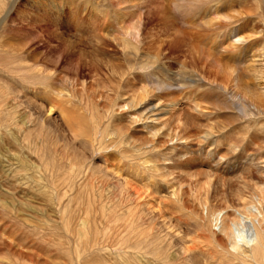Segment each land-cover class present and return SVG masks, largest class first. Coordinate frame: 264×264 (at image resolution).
<instances>
[{
	"label": "rangeland",
	"instance_id": "obj_1",
	"mask_svg": "<svg viewBox=\"0 0 264 264\" xmlns=\"http://www.w3.org/2000/svg\"><path fill=\"white\" fill-rule=\"evenodd\" d=\"M4 2L5 7L2 12L9 11L4 22L0 21V91H3L0 95V264H23V261L16 260L17 252L15 250L8 252L6 249L5 246L10 243L17 244L16 248L22 251L29 250L40 254L43 263L51 264H169L156 260L145 251V249L151 248L149 245L151 239L164 245L168 261L170 257L177 258L179 256L177 254L179 241L170 238L168 231L163 229L161 221L157 220L159 211L156 209H154L155 211L152 209L155 215H151L156 220L154 227L150 225L146 215L141 221L144 225L140 226L139 230H149L150 234L152 233L149 235L151 239L148 238L146 241L147 246L144 247V251L136 253L130 249L118 248L120 242L117 241L124 235V232L120 227L122 222L117 217L98 220L97 229L106 230L107 235L99 236L101 244L98 248L100 250L96 248L97 246L95 248L89 246L90 250L84 251V245L78 239V227L85 221L83 215L81 214L82 219L79 217L72 219L67 213L69 210L74 211L78 204H80V208L84 204L86 206L85 193L90 188V191L89 189L87 191L91 193L92 200L95 198L93 201L98 206L104 205L106 209L115 207L120 213L118 215L121 216V213L127 208L128 201L123 199L124 196L115 189L117 181L113 175L132 182L142 191L148 193L151 196L149 204L154 205L153 207L158 206L156 203L161 200L160 203H164L162 204L164 205V216L168 217L172 223L174 222L173 224L182 227L183 232L191 234L197 243L203 242L202 240L197 241V238L194 237L197 234L200 235L201 232H198V227L195 224L196 218L193 214L190 213L192 215L190 216L189 211L181 210L164 197L165 192L160 187L166 184L164 179H160L159 176L151 178L150 181L155 182L153 186L149 189L143 188L148 184L143 178L148 177L147 179H149V175L138 167L136 168L138 155L135 151L140 148V143L143 142L145 136L140 127L132 131L124 129L128 120L127 110L121 107L122 102L117 99L116 93L109 91L113 90L118 82L117 79L104 69L101 75L93 78V74H90L86 69L80 74L78 81L77 78L75 81L67 69L77 65L83 66V64L86 67L92 66L96 61H106L114 66L125 65L119 51H111V47H107L105 49L110 53H103L101 45L103 36L99 29L100 25L92 23L89 18L90 14L122 15L123 17H116L113 20L114 23H111L112 28L118 30L119 26L130 24V16L133 13H144L146 9L157 6L162 7L167 15V22L163 21V23H167L168 27L175 30L180 29L189 45L200 48V50L210 53L215 60L245 73L246 67L249 65L248 61L258 53L259 48L264 47V0H5ZM2 12L0 20L4 15ZM216 13L219 16H230L231 18L224 19L225 21L217 20L216 27L218 29L213 31L207 28L204 23L208 19L217 18ZM156 24L157 22L152 26ZM158 25L160 24L158 23ZM149 28L150 30H147L146 33L152 36L156 35V28L151 26ZM229 30L252 35V44L250 43V47L246 49V56L244 53H231L228 48L229 41L224 37V33ZM217 31H221L218 34L219 39L214 37ZM220 37L224 38L221 40ZM159 40V38L152 39L151 41L157 43H154L152 49L141 52V59L138 60L143 61L146 54L155 56L154 52L158 50L156 47L160 45ZM61 52L66 53L67 57L62 59L63 62L58 66L53 65L51 60L48 62L41 59L40 56L34 57L37 54L48 55L51 56V59L53 58L52 60L57 61L56 55ZM168 57V59L161 60L158 67L165 70L167 77L174 79L177 84L162 93L153 92L154 99L161 103L162 100L171 98L182 100L180 103H189L187 101L193 99L201 103L206 115H195L191 118L192 131L190 135H202L209 125L215 127L216 130L219 129L217 133L222 132L220 137L216 138L220 146L219 154L233 157L232 162L230 161L228 165L226 163L225 168L214 170L211 160L207 161L198 157L196 148L189 145L188 151L192 154L189 155L190 159L187 157L186 159H177L175 163L177 169L171 173L175 175L182 169L190 172L206 169L210 172L213 171L212 174L222 179L232 180L233 187H238L239 185L234 179L249 176L245 173L246 171L244 172V169L249 168L250 162L257 158L264 160V129L259 130L264 125V113L256 111L254 113L250 110L251 116L244 117L239 114L237 108L234 109L231 99L217 88H197V84L187 87V83H183V81L190 75H198L207 79L206 75L195 69L190 63L189 56H183L181 52ZM35 63H38L40 68H46L48 73H53L54 77L49 80L33 79L31 81L26 70L27 67L35 65ZM247 73L249 72H246L245 75ZM144 77L146 76L137 73L136 87L145 81ZM154 78L161 79L159 73H156ZM243 80L250 86L255 83L252 76H247ZM82 81H86V85H93L97 90V96L95 93L88 92L91 96L95 95L93 102L96 108L91 113L84 107L86 100L84 102L82 98H88L82 92ZM62 87L67 88L71 94H68L70 97L68 95L55 97L54 91L60 90ZM74 90L80 92L79 95H76ZM189 92L191 95L187 94L186 96L190 99L184 102L185 99L182 98L185 93ZM55 99L70 111L69 121L73 122V126L76 121L83 120L85 123V129H83L89 132L91 137H96L93 134L98 135L92 143L91 137L72 135L57 113L48 116L45 109L42 111L33 105L34 103L41 104L47 108L46 100ZM79 99L82 102H79ZM235 104L237 103L235 102ZM109 108L110 110H108ZM91 114L103 117L104 120L102 119L98 124L99 127L91 126L89 117ZM122 136V141H126L129 145L122 144L120 140ZM230 144L236 145V152L232 151L231 153L228 148ZM231 145L230 147H232ZM133 146L136 148H132ZM49 151L60 164L61 168L58 172L51 173L44 169V162L50 155ZM66 152L68 155L74 156L78 161L77 165L81 166V172H77L76 176L71 175L72 170L67 165V157L63 155ZM212 161L214 162V159ZM167 162L170 163V161ZM170 166L172 165L170 164ZM117 171H121L120 174L116 173ZM168 185L171 187L170 184ZM225 188L220 187L219 195L221 198L230 199L232 194L230 195L229 190ZM61 197L63 203L60 201ZM75 198H77L76 203H68L70 202L68 199L72 201ZM69 204L67 211L66 206ZM62 208H66L67 212L63 215V219L59 212ZM143 208L144 205L141 206V209L145 212ZM84 225L87 227V224L84 223ZM64 227L67 228L64 230ZM243 231L244 228H241L234 232L237 234ZM171 244L174 246L173 248ZM92 250H95V253ZM192 254L196 257L197 264H224L219 263L217 259V256L221 255L219 253L216 259H212L213 257L209 256V253H205L204 249H196Z\"/></svg>",
	"mask_w": 264,
	"mask_h": 264
},
{
	"label": "bare ground",
	"instance_id": "obj_2",
	"mask_svg": "<svg viewBox=\"0 0 264 264\" xmlns=\"http://www.w3.org/2000/svg\"><path fill=\"white\" fill-rule=\"evenodd\" d=\"M4 1L5 0H0V13L4 10ZM8 11L6 10L5 12H2L4 13V15L0 21L4 22ZM129 14L131 15V12ZM120 16L123 17L120 14L104 16L103 14L95 13L90 14L89 18L91 19L92 23L95 22L93 24L99 23L100 25L99 29L101 30L103 36L101 37V39L103 40L101 44L103 47V53H110L109 50L105 49L107 47H111V51H119L121 53V57L125 61V65L114 66L108 64L106 61H94L95 63L92 66L86 67V65L83 64V66L77 65L68 68L67 70L72 74L75 81L76 78L78 81V77L80 78V74L86 69L90 74H93V78L94 76L101 75L102 70L104 69L109 75L117 79V84H115L113 90L110 89L109 91H113L116 93L117 99L121 100L122 102L121 107L124 110H127L126 112L128 114V120L127 126L124 129L132 131L137 127H140L142 133H144L145 136L143 142L140 143V148H138L137 151L134 150L138 155V163H136V168L138 167L144 173L149 175V179H147L148 177L143 178V180H145L148 184H144L145 186L142 187L146 189L152 187L155 182H151L150 180L151 178L153 179L156 176H159L160 179H164L167 185L162 184L163 186H160L161 189L165 192V194H163L164 197L169 201V203L171 201L179 208H181V210L186 209L187 211H189V214H193V216L196 218V222H194L198 227V232H201L200 235L197 234L194 237L197 238V241L202 240L203 242L197 243L195 239L191 237V234L183 232L182 227H178L177 225L173 224L174 222L172 223L168 217L164 216V205H162L164 203L161 204L160 199L159 203H156L158 204V206L153 207L154 205L149 204V198H151V196L148 193L142 191L140 188H138V186L132 184V182L122 179L117 175H113L117 181V184H115V189L119 191L120 195L124 196L123 199L128 201L126 204L127 208H125V211L123 210L124 212L121 213V216L118 215L120 213L117 212L115 207H109L108 209H106L104 205L98 206L95 201H93L95 198L92 200V195L89 192L90 188L87 187L89 191H87V189L85 193L86 206L84 204L80 208V204H78L74 211H70V204L67 205L66 208L67 211L69 210L68 213L66 212V208H62L61 211H59L61 213V219L64 218L63 215H65V212L69 216H71L72 219H77L78 217L82 219L81 214L83 215V219L85 221L83 220V224H80L78 227V239L80 243L84 245L83 248L85 251L86 249L90 250L89 246H92L94 248L97 246L96 248H98L101 244L99 236L101 234L105 236L107 235L106 230L101 231L97 229L98 225L96 224L98 220L104 218L110 219L113 217L115 219V217H117V219L122 222L120 227L123 228L124 232V235L121 236L117 241L118 243L120 242L118 248L130 249L136 253H139L141 251H144V247L147 246L146 241L148 240L149 235L152 234H150L149 230H139L140 226L144 225V223L141 222L142 218L144 217V215L148 216L150 225L154 227L156 225V220L153 219V216L151 215H155L152 212V209H156L159 211L158 215L156 214L158 217L157 220L161 221L162 226L164 227L163 229L168 231L170 238H174L179 241V248L177 251V254L179 256L177 258L170 257L168 261V256H165L166 249L164 248V245H162V243L159 241L149 238L151 239V241L149 242L151 248L147 247L148 249H145V251L148 252V254H151L152 257H154L156 260L169 264H197L196 257L192 253L196 249H204L205 253H209V256L213 257H211L212 259H216L218 253L221 254L220 257L217 256L219 263L264 264V160H261V158L252 160L249 164V168L244 169V172L246 171L245 173H247V175L249 176L237 177L236 179H234L236 184L239 185L236 188L231 184L232 180L222 179L219 176L212 174V170V172L206 169L197 172H194L196 170L190 172L182 169L174 175L173 173H171V171L177 169V165L175 164L176 160L181 158L186 159V157L190 159L189 155L192 154L190 151H188L189 145L196 148V155L198 157L207 161L208 159H210L211 163H213L214 170L218 168H225L226 163L228 165L233 157H229V155L227 154H219L218 150L220 146L217 139L218 137H220V134L222 132L217 133L219 131L218 128V130H216L215 127H211L209 125L207 129L203 131L202 135H190L192 131L191 118H193L195 115H206L203 112L201 103H198L194 99L189 100L190 98L186 96L187 94L191 95L190 92L185 93L182 98L183 100L185 99L184 102L189 100L187 101L189 103H180V101L182 100L178 101L175 98H171L170 100H162L161 103L157 99H154L155 94H152L153 92L159 94L160 92L162 93L164 91L170 90L175 84H177L174 79L167 77V75L165 74V70L159 68L158 64L161 60L168 59L169 55H174L181 52L183 56H189L191 65L195 69L200 70L207 77L206 79L202 76L190 75L189 78L185 79L184 81L182 80L183 83H187V87L191 84H197V88L209 89L215 87L231 99L234 105V109L237 108L240 115H243L244 117H250L252 114L250 110L254 111V113L256 111L263 114L264 47H261V49L259 48L257 54H252L253 56L251 57V60L248 61L249 65L246 67V72L249 73H247L248 75H245L246 72L243 73L237 71L234 68H230L220 61L215 60V58H213L210 53L204 50H200V48L198 49L194 46L189 45L187 39L184 36V33H182L180 29L177 28L178 30H175L172 27H168L167 23H163V21L167 22V15L162 7L155 6L152 9H146L144 13H133L130 16V24L119 26L118 30H114L111 23L113 22V20H115L116 17L119 18ZM215 16H217V18L208 19V21L204 23L207 28H210L213 31H216L218 29V27H216L217 20H224L230 17L219 16L217 13L215 14ZM156 22L157 24L152 26ZM158 23L160 25H158ZM150 26L156 28V35L153 34L152 36L149 33H146L147 30H150ZM231 31L232 30H229L228 32L226 31V33H224V37H226L227 41H229L228 48L231 50V53L239 52V54L244 53V55L246 56V49L250 47V43L252 42V35H244V33L241 32L235 33L234 31ZM220 32L221 31H217L216 35L214 34V37H217V39H219L218 34ZM224 37H220V39L222 40V38ZM158 38L160 39L158 41L160 45L158 47L155 46L156 49H158L154 52L155 56L146 54L144 56V60L139 61L138 59H141V52L152 49L151 47L157 40H151H155ZM149 39L150 41H148ZM29 54L31 55V57H33L32 53L29 52ZM66 55L67 54L64 52L56 55L58 57L57 61L52 60L53 58L51 59V56L49 57L48 55L42 56L41 54H37L34 57L40 56L41 59H45L48 62H50L49 60H51L53 65L58 66L63 62L62 59L67 57ZM162 56L164 57L162 58ZM37 64L35 63V65L27 67L26 73H28L27 75L31 79V81L33 79L49 80L54 77L53 73H48L49 71L46 68H40ZM137 73L143 74L144 76H146L144 77L146 79L143 83H140V85L136 87L135 82L137 80L135 77ZM156 73H159V77L161 78L160 80L154 78ZM247 76H252V78H254L255 83L253 84V86L248 85L243 80ZM81 86L84 96L88 98L85 99L84 97H81L84 102L86 100L84 107L91 113V111L95 110L96 108L93 101H95L94 96L96 95L97 90L94 89L93 85H86V81H82ZM182 90H179V92H182ZM2 92L3 91H0V95ZM73 92L76 93V95L80 93L77 90H74ZM88 92L95 93V95L91 96ZM54 93L55 97H65L68 94L71 95L65 87H62L60 90L54 91ZM234 101L237 104H241L237 105ZM79 102H82V100L80 101L79 99ZM46 104L47 108L42 106L41 104L34 103L33 105H35L42 111L45 109V113H47L48 116H52L53 113H57V115L62 119L63 123L66 125L72 135L83 136L87 138L91 137L89 135V132H86L84 130L85 123L83 120L76 121L75 126H73V122L71 123L69 121L71 115L70 111L65 108V106L63 107L62 105H60L59 100H46ZM108 110H110V108ZM112 112L114 113V111ZM89 117L91 119V126L94 125L95 127H99L98 124L102 121L103 117L100 118L99 116H95L94 114H91ZM263 127L261 126L259 130H263ZM94 130L92 131L94 132ZM95 135L96 137L98 136L97 134H93V136ZM95 138L91 137V143ZM120 140L122 144H126L125 146L129 145L126 141H122L123 136L120 137ZM230 145L228 146V148L229 150H231V153L232 151L236 152V145H231L232 147H230ZM132 148L136 147L133 146ZM67 153L68 152L64 153L63 155L67 157V165L72 170L71 175L76 176L77 172H81V166L77 165L78 161L74 156L72 157V155L70 156ZM49 154V158H47L44 162V169L51 173L60 171V164L57 163V161L53 157L54 155L52 156L50 151ZM212 159H214V162L212 161ZM167 161H170V163L168 164ZM170 164L172 166H170ZM211 166L212 164L210 165V168ZM82 171L84 172L83 169ZM120 172L121 171H117L116 173L120 174ZM68 175L70 176V173H68ZM168 184H170L171 187ZM220 187H226L225 189L229 190V193L230 195L232 194V197L230 196V199L221 198V196L219 195ZM158 197L161 198V196ZM77 198L72 201L68 199L70 201L68 203H76ZM61 199L63 200V198H60V201L62 202ZM78 202H80V199H78ZM143 205V209L145 212H143V210L141 209V206ZM171 211H173V209ZM191 214L190 216H192ZM84 223L87 224V227L84 225ZM66 228L64 227V230ZM241 228H244V231L242 233L238 232L236 234L234 232L235 230H240ZM170 233L173 235L171 236ZM7 245L8 246L5 247L8 252L11 250H15L17 252L16 260L23 261V264H51L43 263L41 261V255L35 253L33 250H31L33 252H30L29 250L22 251L16 248V246H18L17 244L14 245L10 243ZM173 247L174 246L172 245V248ZM98 249L100 250V248ZM92 251L94 252L95 250ZM214 253H216V255H214Z\"/></svg>",
	"mask_w": 264,
	"mask_h": 264
}]
</instances>
